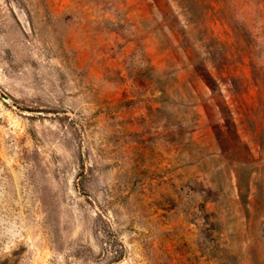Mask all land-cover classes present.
Returning a JSON list of instances; mask_svg holds the SVG:
<instances>
[{
  "label": "rangeland",
  "instance_id": "obj_1",
  "mask_svg": "<svg viewBox=\"0 0 264 264\" xmlns=\"http://www.w3.org/2000/svg\"><path fill=\"white\" fill-rule=\"evenodd\" d=\"M0 264H264V0H0Z\"/></svg>",
  "mask_w": 264,
  "mask_h": 264
}]
</instances>
